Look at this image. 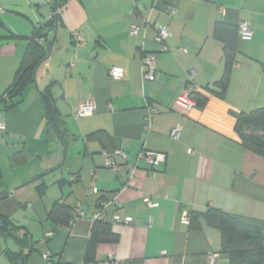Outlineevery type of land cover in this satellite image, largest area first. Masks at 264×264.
Masks as SVG:
<instances>
[{
  "label": "crops",
  "instance_id": "crops-1",
  "mask_svg": "<svg viewBox=\"0 0 264 264\" xmlns=\"http://www.w3.org/2000/svg\"><path fill=\"white\" fill-rule=\"evenodd\" d=\"M170 4L176 5L173 14ZM0 5L1 96L55 9L53 0ZM58 17L51 53L35 81L17 106L0 107V195L10 192L0 199V216L31 236L25 264H229L220 228L203 217L198 227L181 218L215 208L264 232V157L244 147L231 114L264 107V0H59ZM220 21H245L254 30L249 40L239 33L230 58L214 35ZM132 23L142 27L137 35ZM162 26L170 31L164 52L155 42ZM75 30L84 44L75 41ZM145 53L157 55L155 80H142ZM114 67L123 68L122 77L111 76ZM227 67L229 83L221 95L217 82ZM188 84L206 103L186 113L175 99ZM49 86L62 119L59 132L41 99ZM86 102L95 103V112L77 116ZM149 104L156 112L148 130ZM176 126L178 139L171 136ZM118 149L127 160L115 171L104 165V153ZM143 150L163 152L166 160L152 168L138 160ZM131 165H137L136 176L127 184ZM103 200L110 202L116 240L91 243L93 212ZM56 201L85 214L55 225L48 211ZM116 211L131 221L114 222ZM7 242L0 252L20 251L17 240Z\"/></svg>",
  "mask_w": 264,
  "mask_h": 264
},
{
  "label": "trees",
  "instance_id": "trees-1",
  "mask_svg": "<svg viewBox=\"0 0 264 264\" xmlns=\"http://www.w3.org/2000/svg\"><path fill=\"white\" fill-rule=\"evenodd\" d=\"M54 17L46 22L47 29L35 33L31 38L12 84L0 96V107L11 108L22 101L27 86L34 81L35 70L48 58L47 44L50 43L51 45L52 41L56 39V21ZM58 24L59 26L61 24L59 17ZM214 35L224 43L226 57H233L237 51L239 25L220 21L216 24ZM42 38L44 40H41ZM229 74L230 69L227 67L225 75L217 82V86L221 88V92H219L221 95L226 93ZM195 98L197 106L206 103V99L202 96L197 95ZM41 99L47 119H49L53 128L59 132L62 119L55 108L50 86L41 91ZM231 114L236 118L235 129L241 136L244 147L264 157V107L250 113L231 110ZM101 199H104V197ZM103 201L102 205L100 204L94 211H101L102 214L100 218L94 219L95 224L92 230L91 243L97 240H116L107 213L109 209L105 206L106 200ZM119 208L116 205L114 207L116 210ZM77 217H79V212L65 202L56 201L48 211V218L55 225H70ZM202 217L210 225L221 229L222 252L228 256L229 264H263L264 232L260 228L247 224L234 215L215 208H209L203 213L191 212L189 223L194 227H198ZM0 230L13 235L21 247L19 252L5 249L2 253L12 264H25L31 252V236L26 231L13 226L7 218L2 216H0ZM27 248H29L28 252L25 251ZM86 262L88 261L85 260Z\"/></svg>",
  "mask_w": 264,
  "mask_h": 264
},
{
  "label": "built area",
  "instance_id": "built-area-1",
  "mask_svg": "<svg viewBox=\"0 0 264 264\" xmlns=\"http://www.w3.org/2000/svg\"><path fill=\"white\" fill-rule=\"evenodd\" d=\"M159 0H154V4H156ZM50 2V1H49ZM168 12L170 14L175 13L176 5L170 4L168 5ZM153 9V7L150 9ZM3 7L0 5V11H3ZM142 29V27L136 23L131 24V33L133 35H137L139 31ZM239 33L242 39L249 40L252 39L254 36V30L253 28L245 21L240 22L239 24ZM170 35V31L167 26H162L158 28L156 36H155V42L158 44L159 51L164 52L168 50L167 45V38ZM73 37L77 44L82 45L85 43V37L83 33H81L78 30H75L73 32ZM41 40H44L43 38ZM142 63V80L143 81H149V80H155L157 77V55L155 53H145L143 54L141 58ZM124 70L121 67H114L110 70L111 76L115 78H120L123 76ZM194 87L191 84H188L185 90L180 93L176 99H175V105L179 108H181L184 112L188 113L190 112L194 107L197 106V101L195 98L194 93ZM96 110V105L94 102H86L80 106L78 111L76 112L77 116H87L92 115ZM156 109L153 105L149 104L145 108V128L148 130L151 128L153 121H154V115H155ZM5 127L4 123L0 120V130H2ZM181 133V127L176 126L171 130V136L175 139H178ZM189 152H194L192 149H189ZM105 158H104V165L108 168H111L115 171L121 168L123 161L124 163L127 160V153L123 150L118 149L115 153H108L105 152ZM119 157L120 159H118ZM138 160H143L147 162L152 168L159 166L166 160V155L163 152H157V151H151V150H143L138 155ZM136 169L137 165H131L128 168V180L127 184H130L131 181L136 176ZM91 192L97 193L98 189L96 187H91L89 189ZM114 205L117 207H120V202L117 201L115 198L113 201H111ZM145 202L147 204H152V200L149 197H145ZM109 203H105V206H107ZM85 214L84 211H79V216H83ZM101 211L94 212L93 213V219H98L101 216ZM114 222H128L131 221L130 218L123 219L120 215V213L116 212L112 217ZM182 221L185 223L190 222V215L187 213L182 214ZM49 235V234H48ZM164 254H166V251H163ZM214 261V256L212 257ZM84 264V263H82Z\"/></svg>",
  "mask_w": 264,
  "mask_h": 264
},
{
  "label": "rangeland",
  "instance_id": "rangeland-1",
  "mask_svg": "<svg viewBox=\"0 0 264 264\" xmlns=\"http://www.w3.org/2000/svg\"><path fill=\"white\" fill-rule=\"evenodd\" d=\"M16 239L13 237V235H11L9 232H3L2 230H0V245H7L8 246V242L7 241H15ZM8 262L10 263L9 259L2 253L0 252V264H8Z\"/></svg>",
  "mask_w": 264,
  "mask_h": 264
},
{
  "label": "water",
  "instance_id": "water-1",
  "mask_svg": "<svg viewBox=\"0 0 264 264\" xmlns=\"http://www.w3.org/2000/svg\"><path fill=\"white\" fill-rule=\"evenodd\" d=\"M58 5H59V0H53V8L55 9V21H56V29H55V37L57 36L58 30H59V24H58ZM48 47V55H50L51 50H50V43L47 44ZM49 57V56H48ZM36 71L35 70V74H34V81H35V77H36ZM10 192L5 193L4 195H0V199L6 198L7 196H9Z\"/></svg>",
  "mask_w": 264,
  "mask_h": 264
}]
</instances>
